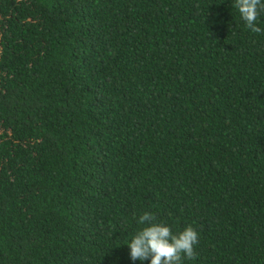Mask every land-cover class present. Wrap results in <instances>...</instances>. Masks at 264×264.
Segmentation results:
<instances>
[{
	"label": "trees",
	"instance_id": "1",
	"mask_svg": "<svg viewBox=\"0 0 264 264\" xmlns=\"http://www.w3.org/2000/svg\"><path fill=\"white\" fill-rule=\"evenodd\" d=\"M232 2L0 0V264H140L144 212L199 233L182 264H264V32Z\"/></svg>",
	"mask_w": 264,
	"mask_h": 264
},
{
	"label": "clouds",
	"instance_id": "2",
	"mask_svg": "<svg viewBox=\"0 0 264 264\" xmlns=\"http://www.w3.org/2000/svg\"><path fill=\"white\" fill-rule=\"evenodd\" d=\"M234 7L245 27L254 33L264 32L257 19L264 13V0H233ZM140 227L124 245L129 249L131 261L140 264H182V260L192 259L194 246L198 243L199 233L192 226L173 232L163 221H158L150 212H144L136 220Z\"/></svg>",
	"mask_w": 264,
	"mask_h": 264
}]
</instances>
